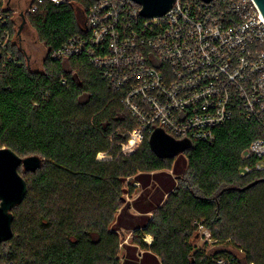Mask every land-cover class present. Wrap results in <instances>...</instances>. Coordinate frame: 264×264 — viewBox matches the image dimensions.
I'll return each instance as SVG.
<instances>
[{"label": "trees", "instance_id": "obj_1", "mask_svg": "<svg viewBox=\"0 0 264 264\" xmlns=\"http://www.w3.org/2000/svg\"><path fill=\"white\" fill-rule=\"evenodd\" d=\"M93 2L45 0L26 12L47 49L36 68L17 41L14 10L0 0L8 15L0 38L10 33L0 60V148L42 158L34 172L20 167L28 192L14 208L13 237L0 244V264H264V170L239 173L243 150L263 130L237 116L215 129L213 143L193 142L174 158L157 156L148 132L122 153L136 127L123 93L86 53L51 57L86 35ZM102 152L110 158L99 159ZM130 178L142 191L127 202ZM199 225L231 248L196 249ZM123 229L134 234L130 244Z\"/></svg>", "mask_w": 264, "mask_h": 264}, {"label": "built area", "instance_id": "obj_2", "mask_svg": "<svg viewBox=\"0 0 264 264\" xmlns=\"http://www.w3.org/2000/svg\"><path fill=\"white\" fill-rule=\"evenodd\" d=\"M32 1L28 11L34 12L45 0ZM7 17L0 8V22ZM85 30L51 57L86 53L123 93L136 127L122 153H132L156 128L178 140L213 143L215 129L237 116L264 134V17L255 0H175L155 18L143 17L133 0H94ZM9 38L8 31L0 38L2 53ZM242 158L240 175L264 170V135Z\"/></svg>", "mask_w": 264, "mask_h": 264}, {"label": "water", "instance_id": "obj_3", "mask_svg": "<svg viewBox=\"0 0 264 264\" xmlns=\"http://www.w3.org/2000/svg\"><path fill=\"white\" fill-rule=\"evenodd\" d=\"M141 6V15L145 18L164 16L172 8L175 0H133ZM261 15L264 17V0H255ZM23 22L17 35L27 19L21 14ZM3 53L0 51V60ZM152 151L161 158H174L192 145L190 140H178L162 128H156L149 137ZM42 165L39 155L21 157L8 147L0 148V244L13 237L14 208L19 206L28 192L27 180L20 173V167L26 171H36ZM201 236L198 231L193 239L196 242Z\"/></svg>", "mask_w": 264, "mask_h": 264}, {"label": "rangeland", "instance_id": "obj_4", "mask_svg": "<svg viewBox=\"0 0 264 264\" xmlns=\"http://www.w3.org/2000/svg\"><path fill=\"white\" fill-rule=\"evenodd\" d=\"M32 0H4V5H8L11 9H13V17L15 19V26L16 31L18 33V30L20 28V25L23 22V18L21 16L22 13H24L26 17V12L28 11V8L30 6ZM17 41L21 48L25 51L27 55L30 56V59L33 63V66L36 68L41 67L42 62L45 58L46 54V46L44 43L39 40L37 33L35 29L30 25V23L27 22L24 24L21 34L16 35ZM122 148V147H121ZM99 159H108L110 158V155L106 152H102L98 155ZM134 179L130 178L127 180L126 184L133 183L135 189L132 195L126 193L125 197L127 202H131L133 198L138 197L140 192L142 191V186L139 183L133 182ZM132 196V197H131ZM130 213H137V211L134 208L129 209ZM200 231L201 236L200 238L194 243L196 249L200 251H205L206 253H212L219 249H225V248H231L228 244L224 243H216L215 239L211 238L206 228L201 225L198 226L197 232ZM121 240L125 244H130L133 241L134 234L132 231L123 229L119 232ZM145 242L148 244L152 243L153 237L151 235H145L144 236ZM125 249H121L120 256L123 258Z\"/></svg>", "mask_w": 264, "mask_h": 264}]
</instances>
